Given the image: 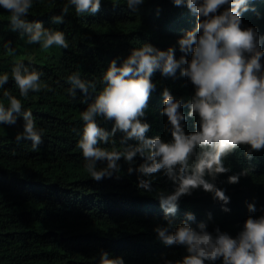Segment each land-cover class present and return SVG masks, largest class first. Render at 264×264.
I'll use <instances>...</instances> for the list:
<instances>
[{
    "label": "trees",
    "instance_id": "16d2710c",
    "mask_svg": "<svg viewBox=\"0 0 264 264\" xmlns=\"http://www.w3.org/2000/svg\"><path fill=\"white\" fill-rule=\"evenodd\" d=\"M249 9L242 15V27H254L264 36V0H250ZM57 16H63L62 23L53 22ZM10 17L11 13L0 7V76L9 77L0 87V105L6 109L10 106L5 92L20 100L21 111L32 113L42 143L33 149L31 141L16 140L23 133L22 116L15 125L0 124V264H100L102 252L112 258L122 257L125 264L182 260L186 248L165 245L155 231L158 226H168L158 194L171 193L175 185L158 173L149 178L153 191L139 189L138 174L128 173L129 164L123 158L117 173L97 182L85 168L77 145L83 131L81 114L102 90V76L110 63L116 60L121 66L132 50L144 43L163 51L175 48L179 59L183 53L178 40L195 29L196 14L186 5L175 6L173 0H145L135 11L128 8L127 0H101L98 13L80 15L69 0H32L25 19L62 31L68 43L66 49L53 45L47 50L40 44H29L22 30L12 31ZM261 62L264 64V58ZM17 63L41 73L40 91H30L27 98L20 95L12 77ZM73 74L95 84V89L89 88L88 97L79 89L75 97L69 93L68 77ZM152 80L156 90L141 119L150 124L149 138L160 136L168 142L172 137L167 131V117L162 115L163 90L168 88L186 103L195 88L179 70L169 77L157 71ZM181 111L186 116L185 131H196L198 117H188L186 107ZM97 119L111 131L114 122ZM123 136L118 131L108 144L99 146L122 152ZM247 150L242 145L226 157L224 164L230 171L214 181L230 202L224 205L202 187L195 189L180 198L177 213L169 217L174 221L170 232L187 213H193L196 219L189 223L194 228L204 222L208 231L219 227L235 238L249 216H264V151L254 152L249 161ZM142 162L137 156L133 167ZM104 166L98 162L97 169ZM245 169L249 172L241 175L238 183L228 182L229 176ZM250 203L255 204V212H249ZM225 207L230 211L225 212ZM215 264H222V258Z\"/></svg>",
    "mask_w": 264,
    "mask_h": 264
},
{
    "label": "clouds",
    "instance_id": "9594fccd",
    "mask_svg": "<svg viewBox=\"0 0 264 264\" xmlns=\"http://www.w3.org/2000/svg\"><path fill=\"white\" fill-rule=\"evenodd\" d=\"M144 2L127 0V6L135 11ZM173 3L178 7L186 5L197 16L195 29L178 40L183 55L177 59L175 48L163 51L144 43L133 49L121 66L113 60L102 76V90L81 114L83 131L77 146L86 161L85 168L97 182L117 173L121 167L118 162L123 158L129 164L128 173L138 174L139 189L153 191L149 178L158 173L175 185L171 193L158 194L168 226H158L155 231L165 245L183 246L187 255L179 261L166 259L164 264H205L206 261L215 264L221 258L222 264H264V216H249L235 238L219 227L214 232L208 231L204 222L194 228L189 223L196 219L193 213H187L186 219L169 231L174 224L169 217L177 213L180 198L191 195L195 189L202 187L224 205L230 202L225 191L214 183L218 175L230 171L224 164L226 157L242 145L247 146L245 156L249 161L254 152L264 151V64L261 62L264 36L254 27H242V15L250 10V0H173ZM69 4L75 7L77 15L96 14L101 8V0H69ZM0 7L11 13L12 31L22 30L29 44H40L45 50L53 45L68 47L62 31H52L40 21L25 19L32 0H0ZM63 12H67V7ZM53 22L62 23L63 16L55 17ZM178 70L194 86V95L185 103L164 88L162 115L167 117V131L172 139L166 142L160 136L149 138L146 134L150 124L141 118L156 90L152 77L157 71L165 77L175 76ZM12 77L22 97L27 98L30 91H40L41 73L23 63L12 68ZM8 79L7 74L0 76V87ZM68 83L73 97L77 89L85 97L90 95L89 88L95 89V84L82 80L78 74L69 76ZM4 95L10 106L6 109L0 105V124L15 125L22 116L23 133L16 140H29L33 149L37 148L42 138L32 113L22 112V104L15 96L8 92ZM184 107L189 109L188 117H198L194 132L185 131L186 116L181 111ZM98 117L114 122L111 131L101 126ZM118 131L124 133L120 140L124 151H108L99 146L108 144ZM130 140L137 143L129 144ZM137 156L143 162L133 167ZM98 162L106 166L98 170ZM248 172L245 169L231 175L228 182L236 184ZM247 207L249 212L256 211L254 203ZM223 210L230 211L227 207ZM100 264H125V261L102 252Z\"/></svg>",
    "mask_w": 264,
    "mask_h": 264
}]
</instances>
